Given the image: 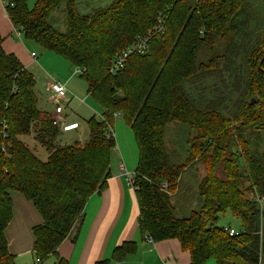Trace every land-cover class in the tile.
Instances as JSON below:
<instances>
[{
	"label": "trees",
	"instance_id": "16d2710c",
	"mask_svg": "<svg viewBox=\"0 0 264 264\" xmlns=\"http://www.w3.org/2000/svg\"><path fill=\"white\" fill-rule=\"evenodd\" d=\"M2 1L17 32L81 70L87 93L102 112L85 121L84 143H59L53 114L38 107L35 77L3 49L0 34V264H15L6 237L14 192L29 199L40 215L31 229L33 255L43 264L48 257L54 264H68L58 246L76 236L89 196L106 188L116 115L137 143L132 187L143 239H177L190 254L188 264L209 259L213 264H260L264 165L254 150L264 133V21L253 36L257 29L248 19L249 2L111 0L81 14L75 0H32L31 8L29 0ZM61 18L63 29L57 26ZM138 41L145 49L128 53L123 66L113 70L116 54ZM219 63L224 84L232 76L239 78L253 96L236 118L240 125L230 128L240 133L242 126L256 129L254 150L244 158L238 141L229 148L220 136L225 132L218 123L222 120L212 107L218 90L213 95L207 85L218 72L208 69ZM172 122L185 127L187 156L182 162L166 143ZM37 146L45 148V158ZM196 158L203 164L200 170ZM187 168L194 175L182 184ZM194 180L196 204L186 210L173 198L181 190L192 191L189 181ZM227 210L242 223L243 230L234 235L217 222ZM136 247L134 240L122 241L110 258L94 264L120 261Z\"/></svg>",
	"mask_w": 264,
	"mask_h": 264
},
{
	"label": "rangeland",
	"instance_id": "374dc122",
	"mask_svg": "<svg viewBox=\"0 0 264 264\" xmlns=\"http://www.w3.org/2000/svg\"><path fill=\"white\" fill-rule=\"evenodd\" d=\"M76 7L79 13L86 14L89 13L94 8L102 7L107 5L111 0H75ZM250 4V11L252 12L249 15L248 19L250 20V25L254 26L256 24L257 32L253 36H257L259 34L258 29L261 25H263L264 21V2L263 0H246ZM3 3V1H2ZM4 5V3H3ZM33 5V1L29 0L28 6L31 8ZM245 17H247L245 15ZM62 19V18H61ZM257 20V21H256ZM256 21V22H255ZM57 26L61 29L64 28L63 19L57 20ZM253 34V33H251ZM13 40L18 43H22V47L24 53L28 56L30 52L35 54V57H31L30 63L25 67L33 74L35 77V92L38 97V107L41 110H48L52 112L55 110L56 102L53 94H50L46 88L47 85L54 81H60L66 89V95L58 100V104L61 105L63 112L61 114V118L63 121H76L79 124V127L76 129H67L64 130L61 122L55 118L58 122V134L57 141L61 144H73L76 142L84 143L88 138L86 120L95 115L99 117L102 112L101 107L91 98L87 93V84L85 80L81 77L80 70L77 67H74L64 58L54 54L53 52L44 50L38 43L33 40L26 39L21 33H17V31L13 32ZM242 50V48H240ZM238 61H241V58H237ZM239 65V62L237 63ZM130 65V63H129ZM220 63L217 66H213L208 69V71L218 72V75H215L213 82L208 83L207 87L213 88V95L216 89L217 99L216 103L212 106L215 108L216 113H218V118L222 120L221 128L225 131L220 134L223 138H227L229 142V148L231 145L238 141L240 148L243 152V158L246 156L247 150H254L252 146L256 141L255 133H253L256 129L253 126H242L239 127L241 129V133L235 130L232 131L233 126L238 127L240 125L239 121L236 119L241 111L244 103H249L251 97H253L247 90L246 84L242 82L239 78H232L229 82L223 83V75L220 70ZM127 69L132 70V66L130 65ZM245 71L246 68L244 67ZM76 71H78L76 73ZM226 78H227V74ZM223 79V80H222ZM251 95V96H250ZM67 125V124H64ZM172 127V126H171ZM169 128V130L171 129ZM74 128V127H73ZM174 129V126H173ZM178 129L180 131H178ZM176 130H171L165 134L166 139L169 141L170 146L177 151L178 161L182 162L187 156L186 148L187 143L184 138V131L181 132V128ZM112 130L115 139V146L110 152V168L111 170L116 169L118 164L124 165L126 171L132 173L138 158V148L137 143L134 138V134L130 127L125 123L122 117L116 115L113 117ZM228 132V133H227ZM252 133V134H250ZM256 133H259L257 131ZM169 134V135H168ZM230 134L237 135V139L232 138ZM168 135V136H167ZM244 139H247L248 144L244 143ZM33 146L32 143H29ZM256 145V153L260 155V162L264 165V133L261 134V138L259 143ZM249 147V149H247ZM36 151L38 154L42 155L45 158L46 150L44 147L37 146ZM242 158V160H243ZM196 165L199 170L202 169L201 161L196 158ZM124 174V173H123ZM188 175H194L192 169L187 170L183 177L181 178L182 184L187 178ZM125 177V174H124ZM256 196V194L252 193ZM218 224L220 226H225L234 229L237 233L243 230L241 220L234 216L230 211H225L221 213L218 218ZM138 234V233H137ZM136 240V239H135ZM148 241V239H147ZM135 256H131L122 263L116 264H139L136 260ZM33 258L28 261H23L22 264H32ZM15 262V260H14ZM212 259L207 260L203 264H210ZM16 264V262H15ZM45 264H54L53 258L48 257L45 259ZM112 264V263H110ZM260 264H264V258H262Z\"/></svg>",
	"mask_w": 264,
	"mask_h": 264
},
{
	"label": "crops",
	"instance_id": "0c3cea01",
	"mask_svg": "<svg viewBox=\"0 0 264 264\" xmlns=\"http://www.w3.org/2000/svg\"><path fill=\"white\" fill-rule=\"evenodd\" d=\"M14 31L16 32L2 0H0V34L3 37V49L14 53L26 66L31 61L32 52L29 53V56L24 53L22 43L13 40ZM17 33L19 34V32ZM62 112L56 114L55 111H52L49 113L58 118L61 124L77 123L73 120L63 121ZM78 127L77 123V126L72 129ZM178 128H181L182 131L185 130V127L180 123L172 122L168 124L165 133ZM31 141L33 140L31 139ZM167 141L169 140L167 139ZM167 145L172 148L169 143ZM194 171L196 172L195 167ZM195 183V180L189 181V184H193L192 191L186 193L181 190L174 196L173 202L186 210L194 207L196 204L195 194H193ZM12 204V218L6 228V237L8 248L14 254L16 264H22L23 261L33 258L31 229L40 221V215L33 203L18 192L12 194ZM126 240L136 242V251L120 261H110L108 264L125 262L131 256H135L134 260L139 264H188L190 261V254L182 249L179 241L175 238L157 242L143 239L138 228V205L134 189L127 184L118 164L116 169L111 170L110 168L106 188L89 196L84 206L83 221L76 236L65 238L58 246V252L67 260L68 264H94L96 261L110 258L113 248Z\"/></svg>",
	"mask_w": 264,
	"mask_h": 264
},
{
	"label": "built area",
	"instance_id": "2783aa9c",
	"mask_svg": "<svg viewBox=\"0 0 264 264\" xmlns=\"http://www.w3.org/2000/svg\"><path fill=\"white\" fill-rule=\"evenodd\" d=\"M144 49H145V44L142 41H138L134 46L130 47L129 49L124 50V51H120L119 53L116 54V56H115V58L113 60L112 69L113 70H117L120 67H122L123 63H124V60H125V58H126L128 53L133 52V51L141 52ZM34 55L35 54L32 52L31 56L33 57ZM46 90L50 94L54 95V96H51V97L54 98V100L56 102V107H55V110H54L55 113L56 114L61 113L63 111V109H62L61 105L58 104V100L66 95L65 86L60 81H54V82L50 83L47 86ZM53 123L58 126V122L55 120V118H54ZM76 126H77V123L67 124V125L62 124V126L60 125V127H62L64 130H67V129H70V128H73V127H76ZM119 167H120V169H122V173L125 174V179H126L127 184L132 187L133 172L130 173V172L126 171L125 168L123 167V165H121V164H119ZM162 186H163V190L166 191V185H162ZM224 230L226 232H228L229 235H234V234L237 233L234 229L229 228V227H224ZM147 239H148L149 242H152L151 238H147ZM32 264H43V260L38 255H33V263Z\"/></svg>",
	"mask_w": 264,
	"mask_h": 264
}]
</instances>
